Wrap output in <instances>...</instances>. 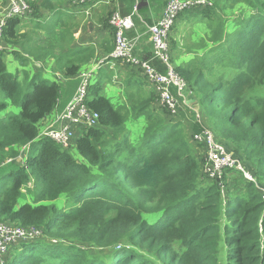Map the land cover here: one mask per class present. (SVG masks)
Listing matches in <instances>:
<instances>
[{"label":"trees","instance_id":"obj_1","mask_svg":"<svg viewBox=\"0 0 264 264\" xmlns=\"http://www.w3.org/2000/svg\"><path fill=\"white\" fill-rule=\"evenodd\" d=\"M136 1L119 0L126 13ZM237 5L239 16L231 21L227 10ZM142 6L147 3L138 2V10ZM192 9L178 15L170 48L179 46L173 36L186 16L205 22L203 39L196 47L184 44L187 60L175 65L198 100L203 123L194 116L187 123L173 119L158 107L154 90L143 99L130 93V107H115L103 94L102 76L90 80L86 100L98 123L84 126L69 147L40 134L42 121L59 104V82L42 71L10 73L6 55L12 48L22 68L31 61L25 52L44 63L53 57V71L70 77L96 61V50L55 53L62 45L43 39L32 52L20 32L23 17L6 20L0 112L10 105L20 110L0 116V220L43 231L37 240L14 244L7 264H264V0ZM114 46L115 38L108 52ZM171 58L179 57L171 52ZM130 111L147 119L135 138ZM208 127L253 179L232 168L217 180L205 178V144L194 135ZM9 158L14 160L6 163ZM231 177L242 181L225 197L222 186ZM24 189L31 202L19 205ZM63 194L64 206L56 205ZM147 215L156 219L149 222Z\"/></svg>","mask_w":264,"mask_h":264},{"label":"crops","instance_id":"obj_2","mask_svg":"<svg viewBox=\"0 0 264 264\" xmlns=\"http://www.w3.org/2000/svg\"><path fill=\"white\" fill-rule=\"evenodd\" d=\"M193 1H204L206 4L197 2L192 11L202 10L207 5L218 3L214 0ZM27 2L29 3L30 11L23 17V25L20 27V32L26 35L25 39H29L27 46L30 51L33 52L36 48H39L43 43V39H56L55 43L62 45L58 46L55 53L65 52L68 47L79 48L80 50L93 47L96 50V61L84 65L81 72L92 69L91 80L95 83L98 78L100 79L102 76L105 78L103 80V94L105 93L111 99L115 107L126 105L130 107L135 102V100L129 99L130 93L133 92L138 94L137 97L141 96V99L154 91L158 94L154 84L147 80L142 70L139 69V71L137 66L132 64L128 66L129 62L118 64L120 61L116 59L112 61L105 60V57L110 53L108 51L111 49L115 38L109 18L111 19L114 10H119L122 16L130 15L133 13L135 6L131 7L129 13H126V8L120 5L119 0H94L85 4H81L79 0H27ZM138 2L141 5L146 2L147 6H142L141 11L140 9L138 10V16L134 17L135 26L127 33V36L132 39L138 37L135 54L141 59L147 60L152 56V42L147 31V25L153 24L161 18L166 7V0H138L135 5L137 4L138 6ZM8 9V1L0 0V23L5 19ZM238 11L239 7L234 10L228 9L227 18L231 21L236 19L239 16ZM234 13L237 14L234 15ZM190 17V15L186 16L183 21H179L180 27L188 28L191 26V29L198 34L197 36H192V39H203L207 29L205 22H199L198 19ZM182 36L184 37V35ZM177 37L178 31L173 38L177 39ZM1 39L2 36L0 35V42ZM8 53L12 54V48L9 47ZM24 54L28 59H31L29 65L25 68L21 67L20 63L17 62L19 60L12 54L14 60H17V71L19 73L20 71L23 73V69L30 74L42 71L47 78L57 81L58 79L63 80L62 85H60L61 96L57 108L42 121V124L47 122V126H62V124L67 122L63 121V119L58 121L59 116L65 111L67 105L75 96L81 80L80 74L66 77L59 72L55 73L53 71L55 58H47L45 59L47 62L44 63L42 62L43 60L38 61L32 58L27 52ZM102 60L104 61L102 62ZM182 60L186 61L187 57L185 56L181 60L178 58L177 61L182 63ZM100 70L101 72L99 73ZM184 99L191 105H184L185 112H188V114L192 113L195 118H197L198 113L201 115V111L197 106L198 100L192 90L186 89ZM158 107L162 108L160 104H158ZM127 117L128 123H133L135 126L141 124L139 134L142 135L147 123L146 117L135 118L132 111L128 113ZM194 117L188 118L187 121H193L192 118Z\"/></svg>","mask_w":264,"mask_h":264},{"label":"built area","instance_id":"obj_3","mask_svg":"<svg viewBox=\"0 0 264 264\" xmlns=\"http://www.w3.org/2000/svg\"><path fill=\"white\" fill-rule=\"evenodd\" d=\"M7 1L9 3V9L5 15V19L0 23L1 36L8 18L16 16L24 17L30 11L27 0ZM92 1L94 0H79L80 3ZM197 2L206 4L204 1ZM197 2L193 0H166V7L161 18L157 22L147 25V31L150 34L152 42V56L147 60H143L135 54L139 40L138 37L132 39L127 36L128 31L132 30L135 26L134 17L138 16L137 4L132 14L122 16L119 10H114L110 19V24L115 31V46L113 51L105 57V60L107 61L113 58L122 62H129L137 66L138 69H141L143 75L154 84L157 90L158 104L168 110L172 117H178L181 112V102L185 97L187 83L173 65L170 35L178 15L194 7ZM1 50H3V44L0 42ZM155 60L160 62V66L164 69L163 71L157 65L153 64ZM80 76L81 81L77 87L75 96L58 119V121L63 119L67 123L62 124L60 127L50 125L40 132L41 136L52 138L64 147L71 146L70 142L73 137L79 131L82 132L84 126H95L98 123V113L88 109L86 105L92 69L81 72ZM197 118L201 122V115L199 113ZM194 139L197 142L199 141L205 144L206 159L202 167L205 178L217 180V178L222 176L223 171L229 168L240 170L247 177L251 178L242 160L217 140L214 132L210 128H204L201 133H196ZM13 160L9 158L6 163L12 162ZM42 235L43 231L36 226L25 227L8 224L0 220V264H7L8 252L14 244L22 241L37 240Z\"/></svg>","mask_w":264,"mask_h":264},{"label":"rangeland","instance_id":"obj_4","mask_svg":"<svg viewBox=\"0 0 264 264\" xmlns=\"http://www.w3.org/2000/svg\"><path fill=\"white\" fill-rule=\"evenodd\" d=\"M214 1H217V2H222V0H214ZM237 7H239V5H237L235 8H237ZM234 10V9H233ZM184 12V11H183ZM227 14V13H226ZM237 13H234V15H236ZM228 15V14H227ZM238 18V17H237ZM236 18V19H237ZM178 19V18H177ZM235 20V19H234ZM176 23H177V20H176ZM176 23H175V25H176ZM172 32L173 31H171V35H172ZM170 35V37H172ZM182 35H184V37L182 36ZM198 34L194 31V30H192L191 29V26L190 27H180V29L178 30V37H177V39H176V41L177 42H180V44H179V46L175 49V50H172L171 49V52H172V54L174 55L175 54V56L178 54V57H179V60H181V59H184V57H185V53H183L182 51H181V49L183 48V46H184V44H189V45H191V46H194V47H196V45H197V43H198V41H199V39H192V36H197ZM192 57V55H188V59L189 58H191ZM178 59H175L174 60V62H173V65H174V67H175V65L179 62V61H177ZM17 60H14V58H13V56H12V54H10V53H7V55H6V62H7V67H8V70H9V72L10 73H12V74H14V75H17V62H19V61H17ZM183 61V60H182ZM181 62V61H180ZM23 79V77H22V75L20 76V80H22ZM105 79V78H104ZM184 79V78H183ZM185 80V79H184ZM186 81V80H185ZM58 82H59V84L60 85H62V82H63V80H60V79H58ZM187 83V82H186ZM187 89H189V90H192V88H190L189 87V85H188V83H187ZM193 91V90H192ZM105 94V93H104ZM106 95V94H105ZM107 96V95H106ZM2 100H6V98H5V96L3 95V97H2ZM182 116H181V113L178 115V117H174L173 119H175V120H180V121H183V122H185V121H187L188 120V118H191L192 116H193V114L192 113H190V114H188V112H185L186 110L184 109V105H189V106H191L184 98L182 99ZM185 103V104H184ZM19 107L18 106H13V105H10L7 109H5L4 111H2V112H0V116H6V115H10V114H15V113H19ZM184 111V112H183ZM202 119H204V118H202L201 117V122L203 123V121H202ZM205 120V119H204ZM43 123V122H42ZM187 123V122H186ZM190 123V122H189ZM140 126H141V124H139V125H137L136 127H135V130H136V133H134L135 135H134V138L136 137V136H138L139 135V130H140ZM47 127V122H45L44 124H41V126H40V130H41V132L45 129ZM209 128V127H208ZM202 132V131H201ZM200 132V133H201ZM82 134V132L81 131H79L78 133H77V135H81ZM72 146V145H71ZM203 151V152H202ZM205 151H206V149L204 150V148L203 149H201V152H202V159H203V161H205V159H206V157H205ZM71 153L76 157V158H80V155H79V152L77 151V149L75 148V147H73V148H71ZM18 159H20V156L18 157ZM203 163V162H202ZM225 171V170H224ZM223 171V172H224ZM250 174V173H249ZM245 175V174H244ZM234 177V176H233ZM233 177H231L230 178V180L228 179L227 180V182H226V185L224 186V184H223V186H222V190H223V193H225L224 194V196L226 197L227 196V193H228V191L229 190H231V191H235L236 189H238V186H239V183H240V180L242 181V179H240L239 177L238 178H233ZM249 178V177H248ZM249 179H253L252 178V176H251V178H249ZM222 183H223V181H222ZM26 190L27 189H24L23 191L24 192H26ZM27 193V192H26ZM65 195L66 194H63L62 196H60V198L59 199H57L56 201H55V203H56V205H61L62 203H63V206H64V199H65ZM31 202V200H30V197H29V194L27 193V194H23L21 197H20V199H19V205H22L23 203H25V202ZM50 203V202H49ZM148 217H149V222H151V221H154L155 219H156V216H151V215H147ZM153 223V222H152ZM90 248H92V250H93V245L92 246H90Z\"/></svg>","mask_w":264,"mask_h":264}]
</instances>
